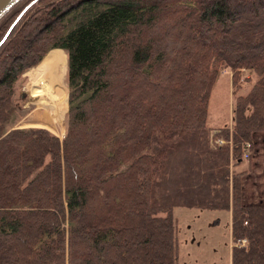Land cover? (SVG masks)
I'll return each mask as SVG.
<instances>
[{
    "label": "trees",
    "instance_id": "obj_1",
    "mask_svg": "<svg viewBox=\"0 0 264 264\" xmlns=\"http://www.w3.org/2000/svg\"><path fill=\"white\" fill-rule=\"evenodd\" d=\"M53 48L63 138L8 128L16 82ZM226 68L233 120L213 128ZM257 131L264 0L22 1L0 19V264H177V207L230 211L231 264H264V204L232 170Z\"/></svg>",
    "mask_w": 264,
    "mask_h": 264
},
{
    "label": "rangeland",
    "instance_id": "obj_2",
    "mask_svg": "<svg viewBox=\"0 0 264 264\" xmlns=\"http://www.w3.org/2000/svg\"><path fill=\"white\" fill-rule=\"evenodd\" d=\"M22 1L24 0H19L13 6L18 5ZM20 18L21 16L17 20ZM49 53L47 52L42 60ZM65 63L67 65L66 60ZM32 68L26 70L15 84L13 97L15 110L8 128H42L39 126L50 125L55 132H59V138H63L65 132V114L68 109V89L65 82L66 72L64 76L66 87L57 95H52L47 99L42 95H31L28 90ZM249 75L251 76L249 71H242V78H246ZM251 79L255 81L256 76L251 77ZM250 86L251 82L244 80L238 94L243 95L247 93ZM233 104L234 94L232 93L231 72L226 68L220 71V75L213 87L209 100L207 124L213 128L220 125L228 126L230 120L231 122L233 120ZM43 121L45 122L44 124ZM248 166V161L244 160L236 167V171H248ZM173 214L177 220L178 248L180 247L181 250L179 263L177 264H185L186 259L182 256L185 251L187 253L190 252V260L187 264H227L228 245L230 242V216L227 210L214 211L177 207L173 210ZM217 218L219 219L218 223L216 222ZM190 240L195 242L188 244Z\"/></svg>",
    "mask_w": 264,
    "mask_h": 264
},
{
    "label": "crops",
    "instance_id": "obj_3",
    "mask_svg": "<svg viewBox=\"0 0 264 264\" xmlns=\"http://www.w3.org/2000/svg\"><path fill=\"white\" fill-rule=\"evenodd\" d=\"M59 51L63 53L65 56V60L67 61L66 53L63 49L60 48H53L48 51ZM67 68V65H66ZM232 118V116H231ZM45 122L43 121V124ZM232 122L230 120V123L228 126H231ZM221 126V125H220ZM39 127L49 129L52 133L58 135L57 132L54 131L52 126L47 125H40ZM58 131V129L56 128ZM252 145L253 149L251 152H249V159L245 158L244 160H247L249 163L248 171H243V175L241 177V199L244 203L247 204H264V131H257L254 132L252 135ZM238 165L232 167V170L234 172H240L236 171V167ZM226 211V210H225ZM230 216V242H229V253H228V260L227 264H231V248L233 245V242L231 240V212L227 211ZM216 222H219V219H216ZM178 238V236H177ZM195 241L190 240L188 244H192ZM184 252V251H183ZM181 253L180 247L178 249V259L177 263H179V255ZM190 253V252H189ZM186 251L183 253V258L186 259L185 264L190 260V254ZM183 264V263H182Z\"/></svg>",
    "mask_w": 264,
    "mask_h": 264
},
{
    "label": "bare ground",
    "instance_id": "obj_4",
    "mask_svg": "<svg viewBox=\"0 0 264 264\" xmlns=\"http://www.w3.org/2000/svg\"><path fill=\"white\" fill-rule=\"evenodd\" d=\"M65 55L59 51H51L42 62L31 69L28 90L31 95H42L49 99L57 95L66 86L64 76L66 72Z\"/></svg>",
    "mask_w": 264,
    "mask_h": 264
},
{
    "label": "water",
    "instance_id": "obj_5",
    "mask_svg": "<svg viewBox=\"0 0 264 264\" xmlns=\"http://www.w3.org/2000/svg\"><path fill=\"white\" fill-rule=\"evenodd\" d=\"M19 0H0V19Z\"/></svg>",
    "mask_w": 264,
    "mask_h": 264
},
{
    "label": "built area",
    "instance_id": "obj_6",
    "mask_svg": "<svg viewBox=\"0 0 264 264\" xmlns=\"http://www.w3.org/2000/svg\"><path fill=\"white\" fill-rule=\"evenodd\" d=\"M225 142H226V141H225L223 138H221V137H217V138L212 139L211 144H212V146H216V145H219V144H223V143H225ZM243 146H244L245 148H249V147L251 146V144L248 143V142H245V143L243 144ZM244 157L247 158V153L244 155ZM241 242L244 243L245 240H242Z\"/></svg>",
    "mask_w": 264,
    "mask_h": 264
}]
</instances>
